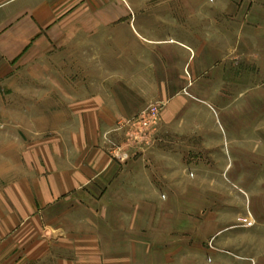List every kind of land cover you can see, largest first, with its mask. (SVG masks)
<instances>
[{"label":"crops","instance_id":"crops-1","mask_svg":"<svg viewBox=\"0 0 264 264\" xmlns=\"http://www.w3.org/2000/svg\"><path fill=\"white\" fill-rule=\"evenodd\" d=\"M74 40L82 50L100 49L96 44L106 43L104 49L112 51L156 52L160 100L180 98L184 87L191 97L205 98L206 94L192 95L196 84L218 80L226 86L223 98L228 104L236 98L264 99V0H0V87L14 79L21 66H36ZM214 70L221 74L212 80ZM133 82L125 80L119 91L93 86L78 97L72 110L78 132L72 138L83 150L93 146L91 155L75 161L83 165L66 166L38 181L24 180L32 178L25 172L18 176L22 180L4 189L13 202L0 201V264L182 260L180 229L173 226L168 235L160 236V204H166L153 186L135 189L146 195L140 198H128V189L122 198L118 186H99L115 172L96 132L113 130L119 116L134 114ZM142 82L136 89L144 92L150 80ZM243 100L237 102V110L227 107L223 112L238 123L226 129L242 130L241 117L248 111L242 109ZM104 189L110 194V213L114 212L108 219L100 206L78 204L82 195H92L93 202L101 204L103 198L95 196ZM165 239L176 246H164ZM191 246L188 243V250ZM188 259H194L191 252L183 258Z\"/></svg>","mask_w":264,"mask_h":264},{"label":"rangeland","instance_id":"rangeland-1","mask_svg":"<svg viewBox=\"0 0 264 264\" xmlns=\"http://www.w3.org/2000/svg\"><path fill=\"white\" fill-rule=\"evenodd\" d=\"M107 46L97 43L100 49L82 50L74 40L36 66H21L0 87V201L12 204L4 189L25 172L32 178L24 180L38 181L66 166L83 165L75 161L91 155L93 146L85 152L72 138L78 132L75 102L93 86L119 91L125 80H134V114L119 116L113 130L96 132L115 172L99 186L122 188V198L125 189L128 198L146 197L143 191L136 194L139 187L157 190L166 204H160V236L173 226L180 229L182 260L176 264H264V99L236 98L228 104L226 86L218 80L196 84L192 95L205 98L191 97L184 87L180 98L160 100L156 52ZM220 74L214 70L210 78ZM142 79L150 80L144 92L136 89ZM140 94L145 97L138 99ZM242 100V109L248 110L241 117L245 123L242 130L230 131L226 126L238 123L223 112L237 110ZM95 197L103 198L101 204L92 195H82L78 204L100 206L108 219L114 213L110 194L104 189ZM165 241L166 247L176 246ZM190 252L194 259L183 260Z\"/></svg>","mask_w":264,"mask_h":264},{"label":"bare ground","instance_id":"bare-ground-1","mask_svg":"<svg viewBox=\"0 0 264 264\" xmlns=\"http://www.w3.org/2000/svg\"><path fill=\"white\" fill-rule=\"evenodd\" d=\"M131 131V130H130ZM137 131H139L138 129H137ZM138 134V133H137Z\"/></svg>","mask_w":264,"mask_h":264}]
</instances>
